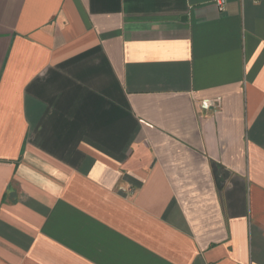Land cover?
Instances as JSON below:
<instances>
[{
    "label": "crops",
    "instance_id": "0c3cea01",
    "mask_svg": "<svg viewBox=\"0 0 264 264\" xmlns=\"http://www.w3.org/2000/svg\"><path fill=\"white\" fill-rule=\"evenodd\" d=\"M218 1L0 0V264H264V0Z\"/></svg>",
    "mask_w": 264,
    "mask_h": 264
},
{
    "label": "built area",
    "instance_id": "2783aa9c",
    "mask_svg": "<svg viewBox=\"0 0 264 264\" xmlns=\"http://www.w3.org/2000/svg\"><path fill=\"white\" fill-rule=\"evenodd\" d=\"M223 0L218 1L217 4L220 5V7L223 5ZM220 104V99H203L199 102V108L201 110L207 111V110H216L218 109Z\"/></svg>",
    "mask_w": 264,
    "mask_h": 264
}]
</instances>
